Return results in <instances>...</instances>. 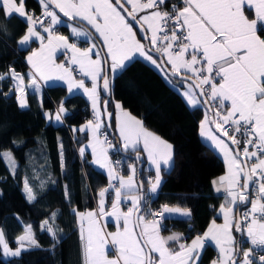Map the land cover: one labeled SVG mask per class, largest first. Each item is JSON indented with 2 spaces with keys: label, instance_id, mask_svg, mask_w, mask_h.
Returning <instances> with one entry per match:
<instances>
[{
  "label": "snow or ice",
  "instance_id": "obj_1",
  "mask_svg": "<svg viewBox=\"0 0 264 264\" xmlns=\"http://www.w3.org/2000/svg\"><path fill=\"white\" fill-rule=\"evenodd\" d=\"M168 2L169 0H40L43 12L42 17L37 18L26 11L25 0H0V11L4 12L6 20L15 16L27 25L26 34L19 43L30 44L33 38L41 42L40 48L28 57V62L34 69L31 74L33 87L37 84V75L45 80L54 77L67 80L69 91L80 88L89 96L98 118L99 81L102 79L104 90L110 87V80L101 66L100 53L94 51L95 44L81 50L75 44H70L67 37L54 33V26L61 23L60 16L53 10L58 9L70 20L86 21L98 33V38L102 39L107 48L104 63L111 61L109 67L113 73L117 69H125L126 62L132 60L134 53L145 56L158 68L161 65H171L174 76L181 75L183 78L191 73L195 82L184 93L187 102L195 106L200 103L198 97L201 96L214 102L217 109L214 121L216 130L238 146L231 149L224 140L212 134L211 130H206L209 123L207 117L202 121L201 134L208 136L224 153L228 165L227 175L213 181L217 192L221 189L226 191L227 199L225 205L221 206L223 225H217L213 221L203 236H197L188 245L180 243V236L177 234L163 237L159 222L155 219L156 213H149L152 219L137 215L133 220L134 214L140 211L142 199L136 194L135 168H132V174L126 180L123 176L116 175L107 150L103 147L107 138L100 140L96 136L101 125L97 122L93 126L89 121L80 131L89 128L92 130L93 142L89 147L92 148L93 163L108 169L109 188H115V200L112 202L111 211H105V195L108 192V188H105L99 192L98 212L80 213L74 210L80 221V238L84 241V264H195L199 259L198 249L204 246L206 239L215 241L220 247L221 257L213 261V264H264V255H260L257 260L252 256L253 249L244 251L242 260L235 259L237 253L232 235L234 225L237 232L246 234L252 246L264 247V0H183L182 7L172 5L171 11H160ZM125 5H131L132 11L128 12ZM141 11L145 14L137 19L136 13ZM123 12H128L144 32H151L149 42L152 50L161 57H166V60L158 62L145 51L144 45L136 39L133 25L128 22ZM45 20L50 21L47 26ZM37 25L48 34L47 44L44 43L45 37L37 31ZM0 31L8 35L7 24L0 25ZM72 33L77 37L88 35L75 27L72 28ZM60 47L71 51L69 63L78 65L80 71L91 78V88L85 87L83 80H73L69 67L56 63L54 53ZM93 54L96 59L92 58ZM181 70H184L183 74ZM9 76L18 81L16 91L20 93L19 106L27 107L24 77L15 71H11ZM3 79L5 76L0 75V80ZM116 107L121 108L119 104ZM106 109L105 104V111ZM64 112L62 103L56 113L57 121L61 120ZM225 125H229L233 132L241 133L244 140L237 139L235 135L229 136V128H225ZM119 130L125 149L131 147L135 150L143 141V151L147 152L148 159L155 166V182L149 183L151 191L156 192L161 181L162 164L169 165L173 160V145L147 131L142 121L127 112H122ZM241 143L242 149L239 147ZM250 147L253 150L250 151ZM80 152L83 154L85 148H81ZM0 159L9 160L14 171L10 153L0 152ZM116 179L119 180V187L111 184V180ZM25 191L29 201L35 199L27 181ZM122 195L132 203L127 212L120 209ZM238 203L251 204L239 220L235 218L233 211ZM168 213L191 215L187 209L165 205L161 215ZM103 216L115 217L117 222L122 220V228L118 227L115 232H105L98 220V217ZM45 225L46 230L55 235L47 221ZM137 228L140 229L139 232L136 231ZM18 241L21 247L15 251L10 250L3 232L0 231V246L5 255L20 256L25 241L30 247H39L30 227L25 235L18 237ZM169 241L178 243L179 249H171ZM109 244L115 249L113 259L108 256L111 251Z\"/></svg>",
  "mask_w": 264,
  "mask_h": 264
},
{
  "label": "trees",
  "instance_id": "obj_2",
  "mask_svg": "<svg viewBox=\"0 0 264 264\" xmlns=\"http://www.w3.org/2000/svg\"><path fill=\"white\" fill-rule=\"evenodd\" d=\"M31 1L26 0V8L38 10ZM4 24L8 35L0 31V72L12 66L26 77L22 57L27 48L15 47L14 38L26 24L15 16L5 20L0 11V25ZM58 28L65 32L63 27ZM167 66L171 69V65ZM169 81L179 86L186 82L134 57L114 75L107 110L114 141L112 99L173 145L172 165L163 171L157 193L150 200L144 198L143 209L148 203L187 209L191 213L188 217L165 216L162 229L167 231L166 225L171 223L172 229L189 239L202 232L215 217L222 197L213 192L211 180L223 172L224 166L198 135L202 107H190ZM8 89V81L0 80V152L9 150L16 165L14 171L10 170L6 161L0 159V229L10 250L17 249L18 237L27 226L39 247L26 244L20 256H11L4 255L0 246V264H84L79 218L74 210L91 209L107 181L88 157L81 158L77 153L79 138L72 127L84 121L83 115L89 112L87 102L80 93L68 95L62 85H47L39 93L27 90V107L21 108L13 95L5 96ZM62 103L66 112L61 114V120H51ZM116 153L122 157L136 152L116 149ZM143 173L142 164L138 179L145 186ZM25 181L35 196L32 201L25 196ZM45 221L55 235L46 230ZM241 242L246 246L243 237Z\"/></svg>",
  "mask_w": 264,
  "mask_h": 264
},
{
  "label": "crops",
  "instance_id": "obj_3",
  "mask_svg": "<svg viewBox=\"0 0 264 264\" xmlns=\"http://www.w3.org/2000/svg\"><path fill=\"white\" fill-rule=\"evenodd\" d=\"M175 1H177V0H169L168 4L174 3ZM17 2H18V0H17ZM31 2H34L35 5L38 7V9H41L42 10V5L40 3V0H33ZM125 6L129 9L130 12L132 11V6L131 5H125ZM26 7H27V3H26V0H25V9H26ZM53 10H55V9H53ZM148 11H151V10H148ZM3 14H4V12L1 11L2 17L6 20V18L4 16L5 14L4 15ZM61 14H63V13H61ZM122 14L125 15V17L128 20V22L132 24V22L130 21V19L127 17L126 13L123 12ZM144 14L145 13L142 12V11L141 12H137L136 13L137 19H139V17L142 16V15H144ZM58 15L61 18V23L58 24V25H56V26L57 27H63V29H65V32H61V31L58 32V33L57 32H54L56 35L67 37L68 38V42L70 44H75L81 50H84L86 48H90L93 44L96 45V49L94 51H99V53H100V59L102 61L101 66H102V68L104 70V73H105V71L107 72V76H108V78L110 80V91H111L113 77H114V75L120 69H117V71L115 73H113V72L110 71V67H109L111 61L109 60L107 63H104V58H105V54L107 52V48L103 45L102 39L98 38V33H96L95 30L92 29L91 26L88 25L86 21H82V20H79V19L70 21L69 19H66V18L62 17L60 14H58ZM73 27L77 28L80 31L86 32L88 35H86V36H79V37L75 36L72 33V28ZM26 28H27V25L22 30V32L20 34H18V36L14 37V38H16L15 47H17V48H27V51L25 52L24 56L22 57V60H23V62L26 65V77H24L23 73H22V75L24 77L27 90L28 91L29 90H35L37 93H39L41 91V89L43 87L47 86V85H62L65 88V91H66V93L68 95L73 94V93H80L81 95H83V97L85 98V100L87 102V106H88L89 110L96 114V111L93 109L92 100L84 92V90L83 89H80V88H73L71 91H69V85H68L67 80H61V79H57L55 77L54 78H51V79L45 80V79L39 78V76L37 75V77H36L37 84H36L35 87L32 86V84H31V79H32L31 74L34 72V69L32 68V65L28 62V57L32 54L33 51H36V50H38L40 48L41 42H40L39 39L33 38V42H31L30 44L21 45L19 43V41L26 34ZM36 29H37V31L40 32L41 35H43L45 37L44 43L47 44V35L48 34L45 33L43 30L38 29L37 27H36ZM133 31L136 33V39L139 40L140 43L143 44L144 45V48H145V44H144L143 40L141 39V37L139 36V34L137 33V31H136V29H135L134 26H133ZM146 34H147V38H148V42H149L150 41V38H151V32L150 31L149 32H146ZM73 39H75L77 42H73ZM149 45H150V42H149ZM150 47L152 48V45H150ZM145 51L148 54L152 55L153 58H154L155 55L149 53L146 48H145ZM64 54H65V56H64ZM71 55H72L71 51L68 50V49H65L63 47L57 48L56 51H55V53H54V57H55L56 63H58V64H61V61H63V60L64 61H67L69 63L70 58H71ZM134 57L142 58L145 61H147L148 63H150L152 66H154L155 68H158L156 65H153L150 61H148L145 58V56H142L139 53H134L133 56H132V59ZM92 58L93 59H96L97 57L95 56V54H93L92 55ZM158 62H159V60H158ZM126 63H128V62H126ZM76 66L79 68L78 65H76ZM158 69L160 70V68H158ZM183 71L184 70H181V72H183ZM187 75L192 76L191 73H188ZM72 78L75 81L83 80L84 81V84H85V87H87V88H91L92 87L91 78L85 76L82 72H81V75H76V73L74 71H72ZM102 83H103V81L101 79L99 81V86H98V89H97L98 94H99V99H98V102H97V107H98L99 112H100L99 117L103 119V113H102L103 93H102V90H101ZM170 83L181 94V96L184 99V101L190 107H194L193 105H191V104H189L187 102V97L184 95V93L188 90V87H189V85L191 83L186 81L185 83L182 84V86L181 85L180 86L179 85H175L172 82H170ZM104 98H105V96H104ZM198 99L200 100V103L197 104V105H195V106H201L202 107V110H203V115H202L201 119L198 122V135H199L200 139L205 144L209 145L215 151V153L221 158V160L223 161V166H224L223 172L221 174H218L217 176L213 177V179L211 180L212 190H213V192L215 194H217L215 192L217 186L213 184V181H218V179L221 176L227 175V173H228V165H227V162L225 160L224 153L216 146V144L213 143V141L208 136H205V135H202L201 134V132H202V129H201V123H202V121H204L205 118L207 117L209 123L207 124V129L206 130H211L212 134H214L217 137H219L220 139L224 140L225 143H227L231 149H233V147L230 144V142L223 135H221V132L217 131L212 126V124L210 122V119H209L208 110L205 108L204 104L202 103V101H201V99L199 97H198ZM112 100H113V105H114V115H113V120H114V130L113 131L114 132L113 133H114V136L116 138L115 143L119 144L120 149H124L126 151L136 152L137 154H140L141 155L142 160H143L142 161L143 169H144L143 176L145 177V180H146L145 181V186H143L139 182V179H138V176H139L138 175V171H139L138 162L136 160L132 159L131 157L129 158V157L124 156V155L122 157L120 156L122 158V160L125 162V169H124L123 172L116 173V175L118 177L119 176H123L124 179L126 180L127 177L132 174V168L134 167L135 168V177H134V179H135V182H136V185H137V192H136V194L140 196V185H142L143 186V189H144L143 190L144 196L146 195V197H147L149 194H150V196H153V195H155L157 193V191L159 190V187H160V185L162 183V180H163V171L164 170H167L168 168L171 167L173 160L169 162V165L170 166L169 165H163L162 164L161 171H160V178H161L160 184H159V186L157 188V191L156 192H152L151 191V184L149 183V181H151L153 183L155 182V176H156L155 166L148 159L147 152L143 151V141H141L136 146V149L135 150L133 148H131V147H129L128 149H125L123 147L124 141H123L122 137L120 136V130H119L120 120L122 119V112H127L132 117H135L136 119H138L140 121H141V119L138 116H136L135 114L131 113L128 109L124 108L118 100H115V99H112ZM117 104H119L121 106L120 109H118L116 107ZM60 106H59V108H60ZM212 114H213V122H214L215 121L214 113L212 112ZM50 118H51V120L55 121L56 120V115H52ZM88 123H89L88 121H83L81 124L72 127L73 134L76 135V136H78V138H79V143H78V146H77V153H78V155L81 158H85V157L87 158L88 157L87 160L89 161V163L92 164V166H94L95 168L101 170L105 174L106 180L107 181H110L108 169L107 168H102L99 165L93 163L94 157L92 155V148L89 147V145L93 142V132H92V130L89 128V129H86L85 131H80V129L85 128L86 125H88ZM94 125L95 124H93V126ZM214 125L216 126L215 122H214ZM104 126H105V124H104ZM144 128L147 131L152 132V133L158 135L157 133H155L151 129H149V128L145 127V126H144ZM96 136L100 139V137L98 136V133L97 132H96ZM158 136H160V135H158ZM162 139H164V138H162ZM164 140H166V139H164ZM166 141L169 142L168 140H166ZM103 147L107 150V155H108V158H109V152H108L109 151V147H106L104 145H103ZM81 148H85V152L83 154H81V152H80V149ZM123 157H125V158H123ZM148 177H150V178H148ZM102 189H104V188H102ZM214 189H215V191H214ZM122 191H126V190H122ZM99 192H98L97 197H96V203L98 205H99V202H100ZM218 195H220L222 197V200H221L220 204L218 205V207L215 210V217H213L209 221V223L206 226V228L202 232H200V234H195L192 237H190L189 239H185L182 236L180 238V241H179L180 243H185V244L190 245L191 242H192V240L195 239L197 236H203V234L208 230V228L211 226V224L213 223V221H215V223L217 225H223V223H224V216H223V213L221 212V206L222 205H225V203H226L227 193L224 190L223 193L218 194ZM114 200H115V194L113 195V197L111 199L107 198V196L105 195V211H111L112 202ZM125 205H128L129 208L132 207L131 200L125 198V196L122 195L121 202H120V209L123 212H127V210H124V208H123ZM242 205L243 204H239L238 203V204H236L234 206L233 211H234L235 218H236V213H237V207L242 206ZM248 206L250 208L251 207V204L249 203ZM168 207H170V208H180V209L184 210V208L179 207V206H168ZM88 211H95V210L93 208H91V209H86L85 211H82L80 213H86ZM138 215L145 216L144 210L142 209L139 212ZM165 216H167V217H188V216L182 215L181 213H168ZM135 217L136 216L134 214L133 220H135ZM145 218L146 219H150V218H147L146 216H145ZM98 220H99V222H100V224H101V226H102V228H103V230L105 232H115L118 227L122 228V226H123V221L122 220L119 221V222H117L116 218L115 217H112V216L98 217ZM78 229H79V234H80V221H79V224H78ZM159 229H160V226H159ZM136 231L139 232L140 229L137 228ZM232 235H233V238H234V241H235L234 247H235L236 253H237L235 257H237L236 258L237 260H242L243 259L242 253L244 251H247V247L245 245H242V242L240 243V241L238 240V234L235 231L234 225H233V228H232ZM242 237H243V239H246L247 236H246L245 233H242ZM81 242H82V248H83L84 241L81 240ZM169 247L171 249H173V250H178L179 249V245L176 242H170L169 243ZM108 248L111 249V251L108 252L109 258L110 259L115 258V249L112 248V245L111 244L108 245ZM239 253H240V255L238 256ZM213 254H215V256H213ZM198 255H199V259L195 262V264H198L199 262L206 263V264H213V261L218 260L221 257L220 247L215 243V241H211V240L206 239L205 242H204V246L201 249H198ZM83 263H84V255H83Z\"/></svg>",
  "mask_w": 264,
  "mask_h": 264
},
{
  "label": "built area",
  "instance_id": "obj_4",
  "mask_svg": "<svg viewBox=\"0 0 264 264\" xmlns=\"http://www.w3.org/2000/svg\"><path fill=\"white\" fill-rule=\"evenodd\" d=\"M172 5H177L178 7H182L183 6V0H177L176 2L172 3V4H168V5H164L160 8V11H171ZM26 11L29 14H34L35 17L40 18L42 17V12L43 9H38L35 10L34 8L30 7V8H26ZM49 20H45V26H47L49 24ZM38 29L43 30L42 28L39 27V25L36 26ZM54 32H60L59 28L55 25L54 26ZM170 34V33H169ZM158 35H162L159 34ZM73 42H77L75 39H73ZM175 47V45H174ZM65 56V54H64ZM61 64H64L66 67H69L72 71H74L76 73V75H81V71L80 69L76 66V65H72L69 64L67 61H61ZM11 71H15L18 75L23 76L22 72L19 70H16L14 67L9 66L6 70L1 71L0 75L5 76L4 80L8 81V87L12 90V95H13V99L15 100V102L17 103V105H19L18 102V97L20 96V93L18 91H16V85L18 83V81L13 80L12 78H10L9 73ZM195 79V78H194ZM23 87H24V96L25 98H27V88H26V84H25V80L23 83ZM208 102H209V106L211 108V111L214 113V117H215V112H216V104L214 102H212L211 100H209L207 97H205ZM227 103V102H226ZM83 120L84 121H91L93 124H96L97 122L100 123L101 127L98 129L97 133L98 136L100 137V140H104L105 137L107 138V143L104 144V146L109 147V160L111 161V165L112 167L115 169L116 173H120L123 172L122 171H118L121 168V165L123 164V160L122 158L116 153V145H115V141L113 139V137L109 134V132L107 131L106 127L104 126V120L102 118H98L97 115L95 113H93L92 111L89 110V112H87V114L83 115ZM216 120V117H215ZM225 128H229V136L235 135L237 139L243 141L244 137L241 135V133H237V132H233L232 129L229 127V125H225ZM243 131V129L241 130ZM234 145V144H233ZM236 148L238 147L237 145H234ZM239 147L242 149L243 148V143H241V145H239ZM249 150H253L251 147L249 148ZM150 178V177H148ZM109 183L110 181H106L105 185H104V189L108 188V192L106 193L107 198L111 199L113 197V195L115 194V188H109ZM111 184L114 185L115 187H119V181L118 179L116 180H111ZM215 191V189H214ZM223 189H221L220 192L215 191L217 194H221L223 193ZM249 195L251 196L252 193L250 192ZM147 200H150V194L146 197ZM95 204V203H94ZM124 210H128L129 207L128 205L123 207ZM162 206L161 207H155L151 204L148 203V206L145 208V216L147 218L152 219L153 217L149 215V213H156L155 219L159 222V226H161V228H163V223H164V219H165V215H161V210H162ZM249 209L248 205H244L240 208L239 210V219H242L243 217V213ZM94 210L96 212L99 211V205L96 203L94 206ZM172 224L171 223H167L166 225V229H168L166 232L162 233L163 237H168L170 235L173 234H177L180 236V238L183 236V233L181 231L172 229ZM200 234V232L198 233ZM246 241V247H247V251H249L250 249H253L252 251V256L255 257L257 260L259 258L260 255H264V247H255L252 246L250 243V240L246 237L245 239ZM172 241H169V243ZM213 256H215V254H213Z\"/></svg>",
  "mask_w": 264,
  "mask_h": 264
},
{
  "label": "water",
  "instance_id": "obj_5",
  "mask_svg": "<svg viewBox=\"0 0 264 264\" xmlns=\"http://www.w3.org/2000/svg\"><path fill=\"white\" fill-rule=\"evenodd\" d=\"M125 7H126V6H125ZM126 8H127V7H126ZM127 9H128V8H127ZM55 11L58 12V14H60L62 17H64L63 14H61L57 9H55ZM128 12H130L129 9H128ZM128 12H125V13H126L127 17L130 19V21L132 22L133 26L135 27L137 33L139 34V36H140L141 39L143 40V42H144V44H145V48L147 49V51H148L149 53L155 55V56L158 58L159 62H160L161 60H164L163 57H161L160 54H159L158 52L152 50V48H151L150 45H149L148 38H145V37H147L146 32H144V31L141 29V25H140L139 23H137L136 21L132 20V17L128 15ZM64 18L68 19L67 17H64ZM69 20H70V19H69ZM161 68L163 69V71H164L165 73H167L168 75H170V76H172V77L178 78V79H180V80L188 81V82H190L191 84L195 82V79H194L192 76H189V75H186V76H184L183 78H182L181 75H175V76L172 75L171 69H169L167 65H161ZM105 74H107L106 71H105ZM182 74H183V73H182ZM101 90H102L103 95L105 96V98H104V100H103V102H102L103 120H104L105 127L107 128V130L109 131V133L112 134L111 129H110V122H109V121H110V114H109V112H108L107 109H106V111H105V104L107 105L108 101H109L110 98H111L110 87H109L108 90H104V89H103V83H102ZM196 91L198 92L199 89H196ZM6 94H7V95H5V96H7V97H8V96H11V95H12V90L9 88V89L7 90V92H6ZM199 98L201 99V101H202V103L204 104L205 108L208 110L210 122H211L212 126L216 129V126L214 125V122H213V114H212L211 108H210V106H209V102H208V100H207L205 97H202V96L199 97ZM221 135H223V133H221ZM223 136H224V135H223ZM224 137L230 142V144L232 145L233 149H236V147L232 144L231 140H230L228 137H226V136H224ZM115 145H116V148H117L118 150H120L119 144L115 143ZM124 156H129V157H131L132 159H134V160H136V161L138 162V165H139V171H138V174H139V173H140V168H141V165H142V161H141L142 157H141V155H140V154H137V153H134V154H124ZM137 156L139 157V159H137ZM143 190H144V189H143V186L140 185V196L142 197V199H141V201H140V205H139V209H140V211L144 208ZM242 206H244V205H242ZM242 206L237 207L236 219H238V220H239V210H240V208H241ZM140 211H139V212H140ZM139 212H138V213H135V216H137V215L139 214ZM235 231H236V230H235ZM236 232H237V231H236ZM237 234H238V240L240 241V239H241V237H242V232H237ZM236 258H237V257H235V259H236Z\"/></svg>",
  "mask_w": 264,
  "mask_h": 264
},
{
  "label": "rangeland",
  "instance_id": "obj_6",
  "mask_svg": "<svg viewBox=\"0 0 264 264\" xmlns=\"http://www.w3.org/2000/svg\"><path fill=\"white\" fill-rule=\"evenodd\" d=\"M164 59L166 60V57H164ZM107 129V128H106ZM108 131V130H107ZM109 132V131H108ZM110 135H111V133H109ZM1 152H8V153H10V151L9 150H2ZM11 154V153H10ZM11 158H12V161L14 162V167H15V165H16V162H15V160L13 159V157H12V155H11ZM5 161H6V163L8 164V167L10 168V170H13V167L12 166H10V162H9V160H7V159H4ZM141 161H142V159H141ZM25 196L27 197V192L25 191ZM143 197H144V193H143ZM145 199H146V197H144ZM96 204V203H95ZM95 204H93V207L92 208H94V206H95ZM126 206V205H125ZM144 210V214H145V209H143ZM29 228V226H27L26 227V229L24 230V232H23V234L22 235H25L26 234V231H27V229ZM0 231H2L1 229H0ZM160 231H161V233H164V232H166L164 229H162L161 228V226H160ZM21 235V236H22ZM26 244H28V242L27 241H25L24 242V246H26ZM24 246H23V248H24ZM19 247H21V245H20V243L17 245V248H19ZM2 251H3V248H2ZM13 251V250H12ZM5 255V254H4Z\"/></svg>",
  "mask_w": 264,
  "mask_h": 264
},
{
  "label": "bare ground",
  "instance_id": "obj_7",
  "mask_svg": "<svg viewBox=\"0 0 264 264\" xmlns=\"http://www.w3.org/2000/svg\"><path fill=\"white\" fill-rule=\"evenodd\" d=\"M124 168H125V162H123V164L121 165V168L118 171H122L124 170Z\"/></svg>",
  "mask_w": 264,
  "mask_h": 264
}]
</instances>
